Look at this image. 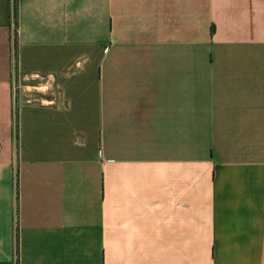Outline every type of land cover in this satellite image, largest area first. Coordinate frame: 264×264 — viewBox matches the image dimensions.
Listing matches in <instances>:
<instances>
[{
	"label": "crops",
	"instance_id": "obj_1",
	"mask_svg": "<svg viewBox=\"0 0 264 264\" xmlns=\"http://www.w3.org/2000/svg\"><path fill=\"white\" fill-rule=\"evenodd\" d=\"M17 248L264 264V0H0V264Z\"/></svg>",
	"mask_w": 264,
	"mask_h": 264
},
{
	"label": "rangeland",
	"instance_id": "obj_2",
	"mask_svg": "<svg viewBox=\"0 0 264 264\" xmlns=\"http://www.w3.org/2000/svg\"><path fill=\"white\" fill-rule=\"evenodd\" d=\"M23 81H19L18 79H15V94H18L20 90H22L23 88ZM28 89H32V88H28Z\"/></svg>",
	"mask_w": 264,
	"mask_h": 264
},
{
	"label": "built area",
	"instance_id": "obj_3",
	"mask_svg": "<svg viewBox=\"0 0 264 264\" xmlns=\"http://www.w3.org/2000/svg\"><path fill=\"white\" fill-rule=\"evenodd\" d=\"M18 248H17V251H16V255H15V264H19V253H18Z\"/></svg>",
	"mask_w": 264,
	"mask_h": 264
}]
</instances>
